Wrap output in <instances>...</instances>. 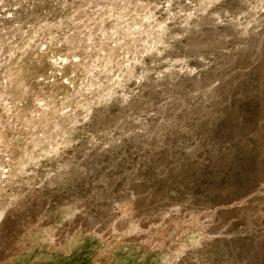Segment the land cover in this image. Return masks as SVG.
I'll list each match as a JSON object with an SVG mask.
<instances>
[{
  "label": "rangeland",
  "instance_id": "374dc122",
  "mask_svg": "<svg viewBox=\"0 0 264 264\" xmlns=\"http://www.w3.org/2000/svg\"><path fill=\"white\" fill-rule=\"evenodd\" d=\"M73 257L264 264V0H0V264Z\"/></svg>",
  "mask_w": 264,
  "mask_h": 264
},
{
  "label": "trees",
  "instance_id": "16d2710c",
  "mask_svg": "<svg viewBox=\"0 0 264 264\" xmlns=\"http://www.w3.org/2000/svg\"><path fill=\"white\" fill-rule=\"evenodd\" d=\"M78 264L79 260L77 259V257H73V258H69L68 262L66 264Z\"/></svg>",
  "mask_w": 264,
  "mask_h": 264
}]
</instances>
